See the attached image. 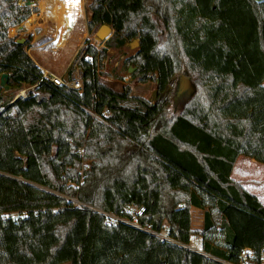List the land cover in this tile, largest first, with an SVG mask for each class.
Instances as JSON below:
<instances>
[{"label":"trees","instance_id":"16d2710c","mask_svg":"<svg viewBox=\"0 0 264 264\" xmlns=\"http://www.w3.org/2000/svg\"><path fill=\"white\" fill-rule=\"evenodd\" d=\"M20 5L0 0V75L33 86H0V264H224L264 245V204L230 177L240 155L264 166V0H92L87 30L110 25L106 47L139 40L127 62L154 101L103 80L107 48L88 39L67 69L81 91L42 78L16 42L35 12ZM181 74L191 96L176 95ZM130 205L145 207L138 226L106 222L133 220ZM194 233L204 253L181 245Z\"/></svg>","mask_w":264,"mask_h":264},{"label":"rangeland","instance_id":"374dc122","mask_svg":"<svg viewBox=\"0 0 264 264\" xmlns=\"http://www.w3.org/2000/svg\"><path fill=\"white\" fill-rule=\"evenodd\" d=\"M38 0H30L31 4L28 6L30 8H35V12H33L31 16L38 15L37 12L39 10L35 7ZM92 0H82V6L84 11L79 15L81 18L75 20L74 23L66 29L68 31L67 40L65 39V43L60 42L59 38L62 37L63 31L61 33L58 31L59 29L56 27V24L49 28L48 16L43 24V29L47 30V35L41 37H37L34 33V25L40 24L36 18L27 23L30 17L21 24L14 26L16 27L17 37L16 40L22 39L24 40L23 44H25V50L32 58L37 60L41 57V65L43 69L50 71L55 75H62L64 80L68 79L70 75L67 70L64 69L68 65L70 66L76 52L85 45L86 39H88L89 43H94L97 47L101 48L103 45L106 47L105 41H99L94 38V34H90L87 30V21L90 18V13L88 10V6ZM20 6H26L25 0H19ZM35 4V5H34ZM62 13V12H61ZM60 14V13H57ZM64 14V13H63ZM67 15V12H66ZM40 16V15H39ZM57 18V17H56ZM37 21V22H36ZM35 22V23H34ZM28 25H27V24ZM39 26V25H37ZM41 27V28H42ZM99 28V27H98ZM97 28V29H98ZM97 31V30H96ZM60 34V37L58 35ZM108 33H106L107 36ZM127 42L123 47H117L114 45H109L106 50V54H108L109 60L106 63L107 67L104 71L100 72V75L103 80H105L110 86L115 89H121L123 85H129L131 87V93L136 96H141L147 100L154 101L157 97V88L156 83L154 81H148L145 83L139 82L133 78L132 73L135 68L128 63V59L134 56L136 51L138 50L137 46L130 47ZM57 43V45H56ZM39 56V57H38ZM78 67L75 66L73 71ZM131 69V71H129ZM65 71V72H64ZM62 72H64L62 74ZM8 84V82H7ZM32 89L27 85H22L19 89H7L8 95H14V97L21 95V91H24V94L31 91ZM174 97H172L173 99ZM175 99V98H174ZM179 109V105L174 104L171 106L169 113H175ZM88 161L82 163V166L85 165L88 167ZM264 178V177H262ZM264 185V183H263ZM260 188L261 191H264V186ZM259 188V187H258ZM164 234V233H161ZM68 264V263H64Z\"/></svg>","mask_w":264,"mask_h":264},{"label":"built area","instance_id":"2783aa9c","mask_svg":"<svg viewBox=\"0 0 264 264\" xmlns=\"http://www.w3.org/2000/svg\"><path fill=\"white\" fill-rule=\"evenodd\" d=\"M35 5V4H34ZM35 7L38 9V5L36 4ZM93 46H95L97 49L96 44L90 43ZM102 47H105L104 45ZM101 47V48H102ZM109 60L108 54L104 57V59L101 62V65L98 68V73L100 75L101 71H104L107 67V62ZM101 77V75H100ZM42 78H46L50 80L51 82L55 84H63L68 88L75 89L77 91H81L83 88V83H82V78H81V70L80 68H77L74 70L70 77L66 80L62 78V75H55L47 70L43 71ZM102 78V77H101ZM31 89H33V86H29ZM21 96H25L24 91H21ZM19 96V95H18ZM74 204L77 205L78 201L73 200ZM182 206V205H180ZM145 210V207L143 205L139 206H128L127 207V212L131 213L134 217V219H129L128 217L124 216H118L114 215L108 212H103L104 215L106 216V222L112 223L114 221H124L127 223H131L135 226L137 225V222L135 220L136 216H140L143 214ZM190 218H191V228L196 231H201L204 226V210L196 207H192L190 209ZM154 235L158 236L162 240H167V241H172V240L166 233L161 234L157 232H153ZM183 247L199 252V253H204L201 249V236L199 233H194L191 237L188 243L181 244ZM224 264H264V245L261 246L258 250H254L252 247H243L238 254V258L235 262H229V261H223Z\"/></svg>","mask_w":264,"mask_h":264},{"label":"crops","instance_id":"0c3cea01","mask_svg":"<svg viewBox=\"0 0 264 264\" xmlns=\"http://www.w3.org/2000/svg\"><path fill=\"white\" fill-rule=\"evenodd\" d=\"M256 1H261V0H256ZM39 7V6H38ZM82 10L83 6H82ZM38 15H33V16H38L37 20L40 21V24L34 25V29L36 27H39L40 29H42L45 32V35H47L48 31L43 29V24L44 21L46 19L47 16V12H43L41 13L40 10H38L37 12ZM83 14V13H82ZM41 15V16H39ZM68 15V13H67ZM82 16V15H81ZM81 16H79L78 18H81ZM32 17V16H31ZM42 17V18H41ZM77 18V19H78ZM31 22V21H30ZM37 22V21H36ZM75 20L74 19H70L69 22L67 23L66 27H63L59 30L63 31L62 33V37L59 38L60 42L58 43H65V39L67 40V34L68 31L66 30L71 23H74ZM35 23V22H34ZM29 24V23H28ZM27 24V25H28ZM42 27V28H41ZM58 30V31H59ZM60 32V31H59ZM61 33V32H60ZM43 35V36H45ZM58 37H60V34L58 35ZM57 45V43H56ZM30 56V55H29ZM31 57V56H30ZM39 57V56H38ZM32 58V57H31ZM35 63L40 67V69L42 71H45L46 69H43L42 65L40 64L41 62V57H39L37 60H35L34 58H32ZM69 65L67 67H65L64 69H68ZM48 71V70H47ZM50 72V71H49ZM65 72V71H64ZM62 72V74L64 73ZM73 72V71H72ZM262 85L264 87V81L262 82ZM230 177L235 180L240 182V184L250 193L254 194L258 200L264 204V191H261L260 188H262L261 185H263L264 183V166L262 164H260L259 162L255 161L253 158L247 157V156H238L236 158V161L234 163L232 172L230 174ZM264 186V185H263ZM259 187V188H258Z\"/></svg>","mask_w":264,"mask_h":264},{"label":"bare ground","instance_id":"6f19581e","mask_svg":"<svg viewBox=\"0 0 264 264\" xmlns=\"http://www.w3.org/2000/svg\"><path fill=\"white\" fill-rule=\"evenodd\" d=\"M37 5L41 13L47 12V19L49 22L47 24H49V28H51V26L53 27L54 24H56L58 29L66 27L70 19L76 20L83 11L82 0H38ZM66 12L68 15H66ZM37 17L38 16L30 17L27 23L33 21L35 18L37 19ZM59 31L61 32V30ZM34 33L37 37H41L42 34L45 35V32L39 27L34 29ZM16 42L23 43L24 40L18 39Z\"/></svg>","mask_w":264,"mask_h":264},{"label":"water","instance_id":"95a60500","mask_svg":"<svg viewBox=\"0 0 264 264\" xmlns=\"http://www.w3.org/2000/svg\"><path fill=\"white\" fill-rule=\"evenodd\" d=\"M31 4L30 0H25V5L29 6ZM113 29L108 24H102L97 31L95 32L94 38L99 41H105L112 35ZM106 33L107 36H106ZM130 47H134L139 45L138 39H133L129 43ZM18 52L17 48H11L8 50V53L10 55H16ZM131 71V69H129ZM8 80V74L2 73L0 75V86L3 88V90L9 89V85L7 84ZM195 86L192 84L190 77L184 74H181L177 80L176 84V94L180 95L185 93L187 96H191L195 92ZM17 97V96H16Z\"/></svg>","mask_w":264,"mask_h":264},{"label":"flooded vegetation","instance_id":"af4514ba","mask_svg":"<svg viewBox=\"0 0 264 264\" xmlns=\"http://www.w3.org/2000/svg\"><path fill=\"white\" fill-rule=\"evenodd\" d=\"M177 95V94H176ZM186 94L185 93H183V94H180V95H178V96H185ZM187 96V95H186Z\"/></svg>","mask_w":264,"mask_h":264}]
</instances>
